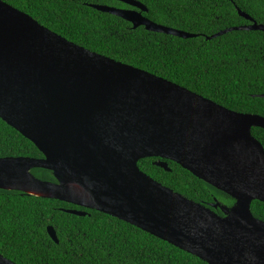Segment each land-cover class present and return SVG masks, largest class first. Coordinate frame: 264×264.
<instances>
[{"label":"water","instance_id":"95a60500","mask_svg":"<svg viewBox=\"0 0 264 264\" xmlns=\"http://www.w3.org/2000/svg\"><path fill=\"white\" fill-rule=\"evenodd\" d=\"M118 1L144 11L134 0ZM90 7L134 30L197 37L133 11ZM236 10L249 25L205 40L264 32ZM0 119L43 156L0 158V190L97 211L207 264H264V221L251 212L252 202L264 204V148L251 134L264 130L263 117L91 52L0 0ZM147 158L167 172V161L179 165L234 204L207 207L185 198L139 169ZM33 169L51 172L55 182L37 179ZM47 232L58 244L51 226ZM0 264L15 263L0 254Z\"/></svg>","mask_w":264,"mask_h":264},{"label":"trees","instance_id":"16d2710c","mask_svg":"<svg viewBox=\"0 0 264 264\" xmlns=\"http://www.w3.org/2000/svg\"><path fill=\"white\" fill-rule=\"evenodd\" d=\"M69 42L177 84L228 110L264 118V32L220 31L249 25L237 9L264 25V0H141L157 11L155 21L197 35L181 39L132 29L126 21L90 5L99 0H1ZM149 7V8H150ZM264 148V130L251 129ZM43 158L39 150L0 119V158ZM138 162L139 169L172 191L204 206L231 207L234 200L167 161L170 172ZM41 181L51 172L33 169ZM79 210L85 217L67 214ZM221 215V210L214 209ZM251 212L264 221V204ZM51 226L58 239L48 235ZM0 254L15 264H207L125 222L94 210L0 190Z\"/></svg>","mask_w":264,"mask_h":264},{"label":"flooded vegetation","instance_id":"af4514ba","mask_svg":"<svg viewBox=\"0 0 264 264\" xmlns=\"http://www.w3.org/2000/svg\"><path fill=\"white\" fill-rule=\"evenodd\" d=\"M99 1H101V3H99L98 5L106 6V7L114 8V9H118V10L133 11V12L141 14V16L143 18H145V19H147V20H149L151 22H154L156 24H157V22L155 20L159 19V18L156 17V14H155L159 10H157L155 7H153V8L150 7L148 4L143 3L141 0H134V1L138 2L139 4H141L143 6V8H144V11H142L141 9H139L137 7H133V6L127 5L125 3H122L121 1H118V0H99ZM180 1H189V0H180ZM78 208H80V207H78ZM81 209H83V208H81ZM85 210H88V209H85ZM213 211H214V209H213ZM217 215L220 216V217H223V213H221V215H219V214H217Z\"/></svg>","mask_w":264,"mask_h":264}]
</instances>
